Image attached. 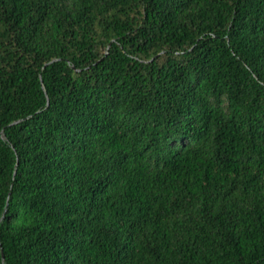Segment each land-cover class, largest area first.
<instances>
[{"label":"trees","instance_id":"obj_1","mask_svg":"<svg viewBox=\"0 0 264 264\" xmlns=\"http://www.w3.org/2000/svg\"><path fill=\"white\" fill-rule=\"evenodd\" d=\"M0 264H264V0H0Z\"/></svg>","mask_w":264,"mask_h":264},{"label":"water","instance_id":"obj_2","mask_svg":"<svg viewBox=\"0 0 264 264\" xmlns=\"http://www.w3.org/2000/svg\"><path fill=\"white\" fill-rule=\"evenodd\" d=\"M3 258H4V254H3Z\"/></svg>","mask_w":264,"mask_h":264}]
</instances>
